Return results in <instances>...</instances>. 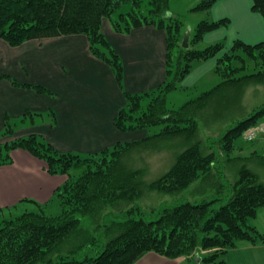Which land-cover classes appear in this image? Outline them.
<instances>
[{
    "label": "trees",
    "instance_id": "obj_1",
    "mask_svg": "<svg viewBox=\"0 0 264 264\" xmlns=\"http://www.w3.org/2000/svg\"><path fill=\"white\" fill-rule=\"evenodd\" d=\"M214 1L202 0L191 11L209 10ZM169 2L0 0V39L8 45L84 34L91 54L111 67L121 88L123 63L101 31L104 19L118 33L154 25L165 31L167 43L164 82L140 93L123 91L125 105L114 118L120 131L146 130L143 140L117 142L91 154L59 151L41 134L12 136L17 122L26 117L48 116L54 124L52 110L5 116L0 166L12 162L13 150L23 149L44 160L48 173L66 175V180L46 203L22 199L21 204L32 208L0 220V264H132L149 251L175 258L209 249L216 250L200 256L199 264H226L227 251L239 242L264 244V233L251 223L264 207V155L236 150L244 131L263 121L264 103L218 129L216 135L202 134L199 123L211 97L225 85L264 75V69L248 67V62L264 64V39L254 44L234 40L217 58L211 86L183 88L181 80L196 63L225 48L224 41L202 48L195 45L206 32L226 26L229 20L198 21L188 47H183L187 23L170 10ZM251 3L264 19V0ZM0 79L19 85L5 74ZM19 86L52 94L42 85ZM189 90L196 94L176 105L173 94ZM155 138H176L180 148L167 170L145 181L144 169L126 163V156L134 146ZM146 192L166 200L145 208L140 200Z\"/></svg>",
    "mask_w": 264,
    "mask_h": 264
},
{
    "label": "crops",
    "instance_id": "obj_2",
    "mask_svg": "<svg viewBox=\"0 0 264 264\" xmlns=\"http://www.w3.org/2000/svg\"><path fill=\"white\" fill-rule=\"evenodd\" d=\"M251 4V0L213 2L209 8L211 19L228 18L229 22L206 32L201 42L224 41L225 48L220 54L196 63L181 80V87L191 89L201 84L234 40L250 44L264 39V19L251 9ZM101 31L122 60V88L111 67L91 54L84 34L31 39L14 47L0 39V74L10 76L19 85H42L52 93H39L0 79V131L6 115L19 118L27 111L52 110L54 124L47 119L21 127H33L27 133L43 135L59 151L91 154L117 142L143 138L146 130L120 131L114 118L125 105L123 91L140 93L164 82L166 33L154 25L118 33L106 19ZM11 157L10 164L0 166V209L19 205L25 198L46 203L66 180V175L48 173L45 161L26 150L15 149ZM251 223L264 233V207L259 208ZM193 260L199 264V255L195 254ZM225 260L226 264H264V244L241 241L227 251ZM132 264L189 263L183 256L171 258L149 251Z\"/></svg>",
    "mask_w": 264,
    "mask_h": 264
},
{
    "label": "rangeland",
    "instance_id": "obj_3",
    "mask_svg": "<svg viewBox=\"0 0 264 264\" xmlns=\"http://www.w3.org/2000/svg\"><path fill=\"white\" fill-rule=\"evenodd\" d=\"M202 0H170L169 8L175 13L179 14L184 21L187 23V30L191 32V29L194 28L196 23L202 19H211L212 16L209 10L205 11H191V8ZM186 30V31H187ZM259 39L255 43L262 41ZM254 44V43H250ZM208 44L203 42L197 43L195 46L202 48ZM221 53V52H220ZM219 53V54H220ZM249 70L253 71L258 69H264L263 63H254L248 62ZM213 70L206 75L203 79V82L200 84V88H206L211 86L215 79V75L212 73ZM239 73H241L239 71ZM232 74V73H231ZM218 79V78H217ZM207 83V85H203ZM213 84V83H212ZM200 89V90H201ZM190 91V90H189ZM198 91V90H197ZM211 97V101L207 108L200 114L201 119L199 121L200 126L204 127V130L201 129V133L216 135L218 129L227 127L234 120L246 116L250 110L260 103H264V75L258 76L255 79L251 80H242L232 84L225 85V88L219 90ZM195 92H185L184 94H173L175 99L174 102L176 105L181 104L187 98L194 96ZM48 116H45L43 119L39 117H26L24 121L17 122L14 128L13 138L27 136L28 134L34 133L29 132L33 127H21L23 125H28L31 122L33 123L36 120H47ZM264 121V119H263ZM261 121V122H263ZM248 128L245 130L247 131ZM244 131V134H245ZM243 134V136H244ZM145 137V136H144ZM143 137V138H144ZM143 138L132 141H140ZM4 138H0V142H3ZM240 147L237 153H249L255 151L258 154L264 155V136H256L252 140H241ZM180 145L179 140L174 139H152L142 142L140 145L134 146V148L126 156V163L133 167L143 168V179L145 181H150L154 178L160 176L174 161L177 153L179 151ZM164 196L148 193L146 192L140 200V204L145 208L158 207L161 205V202L166 200ZM32 208L31 204L22 203L17 205L14 209L12 208H1L0 209V220L4 217L11 215L15 211L21 212L22 210ZM216 249L201 250L192 253L189 256L183 255L186 257V260L189 264H194L193 257L195 254L204 256L209 252H212Z\"/></svg>",
    "mask_w": 264,
    "mask_h": 264
},
{
    "label": "built area",
    "instance_id": "obj_4",
    "mask_svg": "<svg viewBox=\"0 0 264 264\" xmlns=\"http://www.w3.org/2000/svg\"><path fill=\"white\" fill-rule=\"evenodd\" d=\"M256 136H264V121L249 127L244 134V138L247 140H252Z\"/></svg>",
    "mask_w": 264,
    "mask_h": 264
},
{
    "label": "water",
    "instance_id": "obj_5",
    "mask_svg": "<svg viewBox=\"0 0 264 264\" xmlns=\"http://www.w3.org/2000/svg\"><path fill=\"white\" fill-rule=\"evenodd\" d=\"M189 36H190V31L187 30L184 34V37H183V41H182V45L183 47H188V40H189ZM197 260H199V258L196 256Z\"/></svg>",
    "mask_w": 264,
    "mask_h": 264
}]
</instances>
